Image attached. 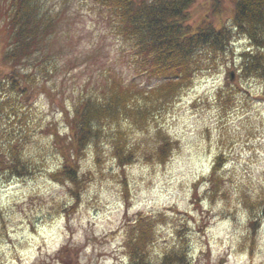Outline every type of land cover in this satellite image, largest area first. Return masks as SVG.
Here are the masks:
<instances>
[{
	"label": "rangeland",
	"instance_id": "374dc122",
	"mask_svg": "<svg viewBox=\"0 0 264 264\" xmlns=\"http://www.w3.org/2000/svg\"><path fill=\"white\" fill-rule=\"evenodd\" d=\"M39 2L58 15L52 49L63 47L72 59L67 74L36 86L29 99L14 92L0 117V142H18L22 156L18 172L0 175V264H133L132 250L142 264H264V77L243 66L247 38L234 35L224 56H202L187 85L159 105L141 93L165 79L124 58L94 0ZM215 3L196 0L187 24H230L231 1L220 0L221 13L210 16ZM4 24L0 18L2 73L10 69L2 63ZM111 67L134 82L130 114L135 102L148 101L149 111L141 123L124 119L118 144L133 159L122 169L109 138L82 150L71 212L76 186L56 174L67 147L55 133H66L63 112L72 115L84 85L88 93L112 88L105 82ZM163 140L172 147L160 163L153 148ZM65 244L70 252L59 257Z\"/></svg>",
	"mask_w": 264,
	"mask_h": 264
},
{
	"label": "trees",
	"instance_id": "16d2710c",
	"mask_svg": "<svg viewBox=\"0 0 264 264\" xmlns=\"http://www.w3.org/2000/svg\"><path fill=\"white\" fill-rule=\"evenodd\" d=\"M230 1V24L223 21L216 25L204 19L194 28L187 24V20L189 9L196 0H94V3L99 15L105 16L111 33L123 42L122 48L129 55L124 53V58L138 64L141 74L165 79L166 82L157 87L158 91L150 88L146 94L141 93L142 98L160 105L175 98L182 90L180 87L187 85L202 56H224L236 34L245 36L249 42L248 48L241 54L246 71L264 77V0ZM213 10L210 16L221 13L220 0H216ZM3 17L8 46L2 53V63L10 69L6 73L0 72V117L14 92L29 99L36 86H45L52 76L67 74L64 66L72 59L68 57L71 53L67 50L62 52L63 47H55V51L52 49L51 41L59 32L58 15L55 10L43 9L39 0H0V18ZM114 69L111 67L107 71L109 76L105 78L106 84L112 88H98L95 93H88L84 85L85 89L82 88L73 102L72 115L67 110L63 112L67 121L66 133L62 136L55 133L56 138L66 141L67 147L66 153L61 155L62 164L56 174L66 177V181L76 186L72 190L75 202L69 209L71 212L78 204L76 173L82 150L95 145L102 136L109 138L113 143V156L122 169L133 159L131 152L126 153L128 148L118 144L124 119L134 116L135 122L141 123L145 112L149 111L148 101L143 104L135 102L133 114H130L127 107L128 101H132L130 84L134 82H125ZM182 80L183 83L178 85L177 82ZM171 147L168 140L157 144L153 148L155 160L164 163ZM21 157L18 142L7 145L0 142V175L5 171L18 172L16 168L21 163ZM221 160L219 156L214 172H217ZM211 182L214 190L215 180L212 178ZM137 232L138 237L143 232L145 242L146 229H138ZM134 251L129 252L132 263L142 264L143 258ZM69 252L70 248L65 244L59 251V257L61 253L65 255Z\"/></svg>",
	"mask_w": 264,
	"mask_h": 264
},
{
	"label": "water",
	"instance_id": "95a60500",
	"mask_svg": "<svg viewBox=\"0 0 264 264\" xmlns=\"http://www.w3.org/2000/svg\"><path fill=\"white\" fill-rule=\"evenodd\" d=\"M229 76H230V80H233V73L232 72L229 73Z\"/></svg>",
	"mask_w": 264,
	"mask_h": 264
}]
</instances>
